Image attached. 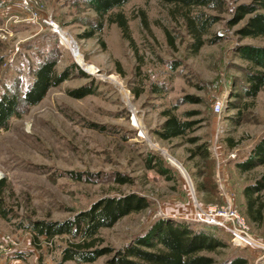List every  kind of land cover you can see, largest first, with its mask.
Segmentation results:
<instances>
[{
	"label": "rangeland",
	"instance_id": "1",
	"mask_svg": "<svg viewBox=\"0 0 264 264\" xmlns=\"http://www.w3.org/2000/svg\"><path fill=\"white\" fill-rule=\"evenodd\" d=\"M38 1L40 11L75 39L84 58V67L79 65L89 76L70 74L0 129L7 208L0 215V264H108V255L62 262L68 236L36 237L24 226L62 221L100 198L131 193L144 197L147 207L100 229L101 246L118 249L159 220L200 227L193 220L194 201L230 204L264 242V188L250 196V217L243 193L264 174V164L249 171L237 166L264 136V82L256 96L245 94L251 76L264 73V35L243 31L264 9L239 18L236 7L251 0L188 10L161 0H130L111 12L112 19L123 17L126 31L104 20L100 32L87 36L96 23L89 0ZM200 12L211 24L202 35L205 43L193 52L185 17ZM59 38L18 0H0V97L22 93L46 58L57 59V72L77 64ZM80 86L94 93L68 94ZM166 110L190 123L184 135L159 137ZM260 205L261 219L254 221ZM214 233L222 246L198 254L214 264L236 256L264 264V251L237 247L225 233Z\"/></svg>",
	"mask_w": 264,
	"mask_h": 264
},
{
	"label": "trees",
	"instance_id": "2",
	"mask_svg": "<svg viewBox=\"0 0 264 264\" xmlns=\"http://www.w3.org/2000/svg\"><path fill=\"white\" fill-rule=\"evenodd\" d=\"M130 0H89V6L96 15V23L92 25L87 36L100 32L104 20L117 22L119 27L126 31V22L121 15L112 19L111 12L120 8ZM174 4L182 9L195 6L220 4L222 0H161ZM264 9V0H251L236 7L235 16L243 18L246 14ZM204 13L186 15L188 32L194 38L192 42L193 52L198 51L205 43L202 35L206 32L211 21ZM244 32L253 35H264V14L255 13L246 23ZM1 63V59H0ZM56 58H46L36 67L31 82L22 93L3 94L0 97V129H6L12 117H19L29 107L37 105L51 87H55L65 81L70 74L76 72L82 77L89 75L77 64L72 63L61 72L55 70ZM254 82L245 91L246 97L256 96L264 82V73H256L251 76ZM94 93L90 86H80L69 90L68 94L81 98ZM165 120L162 123L158 135L163 140H169L185 134L190 128V123L180 120L170 110L165 111ZM264 164V136L249 152L245 161L237 163L243 171H249L257 165ZM119 182H126L118 178ZM4 181H0V215L5 217L7 208L2 198ZM264 188V174L254 182L248 184L244 190L247 198V214L252 216L251 208L253 200L250 196ZM255 197L254 199H256ZM147 201L138 194L131 193L124 196H106L93 202L88 208L76 213L73 217L62 221L33 220L24 228L30 229L36 237L51 239L55 236L66 235L70 241L61 249V261H76L80 263L93 262L103 255H108V264H214V259L207 255L198 254L203 250H213L222 246L214 231H220L214 226L199 224L194 228L187 221L170 223L165 220L155 222L143 235L134 237L129 243L118 249L109 246H101L102 238L100 229L112 227L119 219L132 213L139 212L147 207ZM262 205L257 207L254 221L261 219ZM249 212V213H248ZM197 223V222H196ZM223 233V232H222ZM228 237V236H227ZM229 238V237H228ZM220 264H247V259L236 256Z\"/></svg>",
	"mask_w": 264,
	"mask_h": 264
},
{
	"label": "built area",
	"instance_id": "3",
	"mask_svg": "<svg viewBox=\"0 0 264 264\" xmlns=\"http://www.w3.org/2000/svg\"><path fill=\"white\" fill-rule=\"evenodd\" d=\"M18 4L34 20L48 25L56 35H58L57 28L63 29L49 15L40 11L38 0H18ZM193 220L200 224L218 228L237 247L264 251V242L251 233L245 218L230 204L201 205L194 201ZM9 242H11L9 238L4 239L5 244Z\"/></svg>",
	"mask_w": 264,
	"mask_h": 264
},
{
	"label": "bare ground",
	"instance_id": "4",
	"mask_svg": "<svg viewBox=\"0 0 264 264\" xmlns=\"http://www.w3.org/2000/svg\"><path fill=\"white\" fill-rule=\"evenodd\" d=\"M57 34L58 36L61 38L62 43L70 49V51L73 53L74 58L77 60V62L84 67V63H83V55L82 53L79 51V47L77 42L75 41V39L72 37V35H70L68 32H66L63 29H59L57 28ZM66 41L70 42V44L68 45Z\"/></svg>",
	"mask_w": 264,
	"mask_h": 264
},
{
	"label": "water",
	"instance_id": "5",
	"mask_svg": "<svg viewBox=\"0 0 264 264\" xmlns=\"http://www.w3.org/2000/svg\"><path fill=\"white\" fill-rule=\"evenodd\" d=\"M76 63L79 65V63L76 61ZM80 66V65H79ZM81 67V66H80ZM82 68V67H81ZM82 70L86 71L85 69L82 68ZM87 72V71H86Z\"/></svg>",
	"mask_w": 264,
	"mask_h": 264
}]
</instances>
